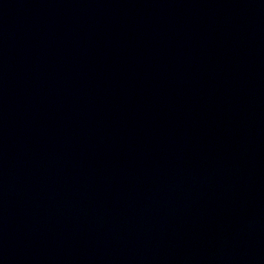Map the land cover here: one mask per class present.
<instances>
[{
    "label": "water",
    "instance_id": "1",
    "mask_svg": "<svg viewBox=\"0 0 264 264\" xmlns=\"http://www.w3.org/2000/svg\"><path fill=\"white\" fill-rule=\"evenodd\" d=\"M0 264H264V0H0Z\"/></svg>",
    "mask_w": 264,
    "mask_h": 264
}]
</instances>
